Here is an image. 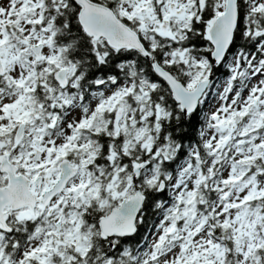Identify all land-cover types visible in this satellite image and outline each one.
I'll use <instances>...</instances> for the list:
<instances>
[{"label": "snow or ice", "instance_id": "snow-or-ice-1", "mask_svg": "<svg viewBox=\"0 0 264 264\" xmlns=\"http://www.w3.org/2000/svg\"><path fill=\"white\" fill-rule=\"evenodd\" d=\"M0 264H264V0H0Z\"/></svg>", "mask_w": 264, "mask_h": 264}]
</instances>
